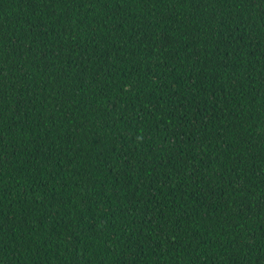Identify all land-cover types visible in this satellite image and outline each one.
I'll use <instances>...</instances> for the list:
<instances>
[{
    "label": "trees",
    "instance_id": "trees-1",
    "mask_svg": "<svg viewBox=\"0 0 264 264\" xmlns=\"http://www.w3.org/2000/svg\"><path fill=\"white\" fill-rule=\"evenodd\" d=\"M0 264H264V0H0Z\"/></svg>",
    "mask_w": 264,
    "mask_h": 264
}]
</instances>
